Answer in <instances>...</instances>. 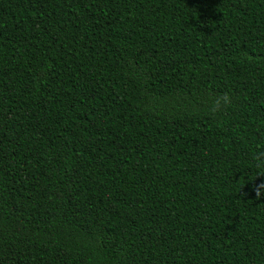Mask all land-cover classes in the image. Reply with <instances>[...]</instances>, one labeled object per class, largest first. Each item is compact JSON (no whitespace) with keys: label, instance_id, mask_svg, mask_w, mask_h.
<instances>
[{"label":"trees","instance_id":"16d2710c","mask_svg":"<svg viewBox=\"0 0 264 264\" xmlns=\"http://www.w3.org/2000/svg\"><path fill=\"white\" fill-rule=\"evenodd\" d=\"M258 158L264 0H0V264H264Z\"/></svg>","mask_w":264,"mask_h":264},{"label":"clouds","instance_id":"9594fccd","mask_svg":"<svg viewBox=\"0 0 264 264\" xmlns=\"http://www.w3.org/2000/svg\"><path fill=\"white\" fill-rule=\"evenodd\" d=\"M228 102H229L228 98L225 97L223 103L227 104ZM220 106H221L220 103L213 102L212 104H210V110L215 112ZM257 166L258 167L264 166V161H260L258 158ZM254 192H255L256 198H260L261 196H264V183L255 185Z\"/></svg>","mask_w":264,"mask_h":264}]
</instances>
